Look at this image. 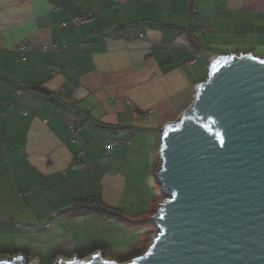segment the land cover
Here are the masks:
<instances>
[{
  "label": "crops",
  "instance_id": "0c3cea01",
  "mask_svg": "<svg viewBox=\"0 0 264 264\" xmlns=\"http://www.w3.org/2000/svg\"><path fill=\"white\" fill-rule=\"evenodd\" d=\"M240 53L264 57V0H0V259L86 260L118 221L140 230L118 262L144 253L162 128Z\"/></svg>",
  "mask_w": 264,
  "mask_h": 264
},
{
  "label": "water",
  "instance_id": "95a60500",
  "mask_svg": "<svg viewBox=\"0 0 264 264\" xmlns=\"http://www.w3.org/2000/svg\"><path fill=\"white\" fill-rule=\"evenodd\" d=\"M162 130L164 199L147 218L156 225L147 250L126 262L96 251L55 264H264V57H215L190 109Z\"/></svg>",
  "mask_w": 264,
  "mask_h": 264
},
{
  "label": "rangeland",
  "instance_id": "374dc122",
  "mask_svg": "<svg viewBox=\"0 0 264 264\" xmlns=\"http://www.w3.org/2000/svg\"><path fill=\"white\" fill-rule=\"evenodd\" d=\"M157 172V171H156ZM156 172L154 173L153 179H152V185L155 188L154 194L157 197V201L155 203V208L157 210L158 204L160 203V200L164 199L163 194L161 192L160 186L156 182ZM153 231H156V225L152 224ZM109 235V246H107L102 252L104 253V258L112 259L115 261H120L119 259L123 256L129 257L130 253H128V250L131 248L129 243L126 241L124 242V239L130 240V234L132 232H138L139 229L129 226L128 224H124L120 221L118 223L114 224L111 223V225L108 227V230H106ZM153 232V234H154ZM131 259V258H130ZM128 261V260H127ZM30 264H36L35 261L31 262ZM126 262V261H124ZM38 264H51L50 260H41Z\"/></svg>",
  "mask_w": 264,
  "mask_h": 264
},
{
  "label": "built area",
  "instance_id": "2783aa9c",
  "mask_svg": "<svg viewBox=\"0 0 264 264\" xmlns=\"http://www.w3.org/2000/svg\"><path fill=\"white\" fill-rule=\"evenodd\" d=\"M88 20V15H82V16H79V17H76L74 19H72V22L74 23H83L85 21ZM81 128V125L79 123H72L69 125V132L71 134V136L73 137V135ZM73 141V140H72ZM131 141V138L130 137H117V136H113L111 138V140L106 143L105 145V155L109 158H111V149H114V148H117L118 145L120 144H128L130 143ZM53 222L52 219H49L47 220L45 223H44V226H50V224Z\"/></svg>",
  "mask_w": 264,
  "mask_h": 264
},
{
  "label": "trees",
  "instance_id": "16d2710c",
  "mask_svg": "<svg viewBox=\"0 0 264 264\" xmlns=\"http://www.w3.org/2000/svg\"><path fill=\"white\" fill-rule=\"evenodd\" d=\"M94 203H95V200L82 201V202L78 203V205L73 207L72 209H73V211L77 212L81 208V206L85 205L88 209L96 211L99 214H102L104 216H109V217L120 216V214L117 210H114V209H111L109 207L102 206V205H95Z\"/></svg>",
  "mask_w": 264,
  "mask_h": 264
}]
</instances>
